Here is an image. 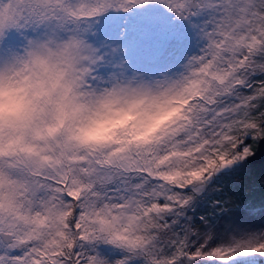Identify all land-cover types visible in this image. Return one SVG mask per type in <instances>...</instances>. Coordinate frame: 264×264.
<instances>
[{"label":"snow or ice","instance_id":"obj_1","mask_svg":"<svg viewBox=\"0 0 264 264\" xmlns=\"http://www.w3.org/2000/svg\"><path fill=\"white\" fill-rule=\"evenodd\" d=\"M148 6L187 22L197 51L147 72L94 42L101 18ZM61 49L79 53L83 98L171 109L150 142L0 150V264H264V196L238 195L264 155V0H0V81Z\"/></svg>","mask_w":264,"mask_h":264},{"label":"clouds","instance_id":"obj_2","mask_svg":"<svg viewBox=\"0 0 264 264\" xmlns=\"http://www.w3.org/2000/svg\"><path fill=\"white\" fill-rule=\"evenodd\" d=\"M76 55L44 50L22 74L0 81V150L69 134L75 145L124 146L150 142L158 133L169 103L133 98L119 88L106 99L103 91L85 99L69 90Z\"/></svg>","mask_w":264,"mask_h":264},{"label":"rangeland","instance_id":"obj_3","mask_svg":"<svg viewBox=\"0 0 264 264\" xmlns=\"http://www.w3.org/2000/svg\"><path fill=\"white\" fill-rule=\"evenodd\" d=\"M95 32L93 39L98 46L123 44L132 66L147 72L180 63L185 56L197 51V40L190 25L175 19L161 6H148L128 14H109L100 19ZM243 173L249 177L250 188L238 191L236 184L227 179L222 180L221 184L232 191H238V195L242 197L259 199L264 196V161L249 163ZM229 196L230 192L225 194L226 199ZM203 211L201 207L197 216ZM227 219L224 217L217 223L223 224Z\"/></svg>","mask_w":264,"mask_h":264},{"label":"water","instance_id":"obj_4","mask_svg":"<svg viewBox=\"0 0 264 264\" xmlns=\"http://www.w3.org/2000/svg\"><path fill=\"white\" fill-rule=\"evenodd\" d=\"M262 161H264V155L259 156L258 159L252 163H258V162H262Z\"/></svg>","mask_w":264,"mask_h":264},{"label":"trees","instance_id":"obj_5","mask_svg":"<svg viewBox=\"0 0 264 264\" xmlns=\"http://www.w3.org/2000/svg\"><path fill=\"white\" fill-rule=\"evenodd\" d=\"M262 185V184H261Z\"/></svg>","mask_w":264,"mask_h":264}]
</instances>
